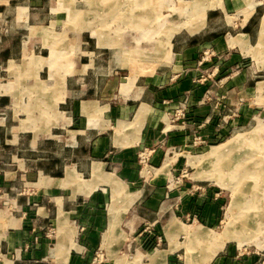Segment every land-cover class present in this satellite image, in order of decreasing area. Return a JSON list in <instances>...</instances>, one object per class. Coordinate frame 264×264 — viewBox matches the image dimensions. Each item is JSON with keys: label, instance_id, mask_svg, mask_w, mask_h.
Segmentation results:
<instances>
[{"label": "crops", "instance_id": "0c3cea01", "mask_svg": "<svg viewBox=\"0 0 264 264\" xmlns=\"http://www.w3.org/2000/svg\"><path fill=\"white\" fill-rule=\"evenodd\" d=\"M135 2L123 15L120 0H0V264H93L98 252L102 264H264L224 245L246 229L210 247L217 190L196 182L206 200L195 201L165 177L168 156L184 155L194 135L212 137L219 122L230 137L234 108L242 126L264 109V0ZM162 23L175 28L162 38L169 64L122 82L124 40L109 30L132 27L142 53ZM185 99L187 119L168 118ZM57 141L66 156L34 157ZM144 148H156L155 177L139 163Z\"/></svg>", "mask_w": 264, "mask_h": 264}, {"label": "rangeland", "instance_id": "374dc122", "mask_svg": "<svg viewBox=\"0 0 264 264\" xmlns=\"http://www.w3.org/2000/svg\"><path fill=\"white\" fill-rule=\"evenodd\" d=\"M59 1L61 3H76L80 0ZM120 2L122 7L126 9L122 12L123 15L129 14L128 9L131 5L134 6V3H136L135 0H120ZM192 7L193 5L191 4L190 8ZM193 13V11H189V17ZM198 16L200 18H204V11L198 13ZM59 29L62 28L60 27ZM174 29L175 28H172L171 26L163 25V23L158 27L151 28L153 38L156 41L153 42L151 47L150 44L146 46L145 43V48L148 49H144L142 53L135 52L136 48L138 47V43L133 39V36L137 35V31H135L132 27L112 28L109 30L111 32L117 31L116 35H119V37L124 40L120 44V53L121 56L124 57L119 59L121 68L119 69L118 75L116 77L120 79L122 78V82H128L129 79L131 80L138 76L152 74L161 66L169 64L167 59L163 58L161 53V47H164L167 44V40L163 41L162 38H170V36L175 33ZM141 54H145L144 57H140ZM211 55V51L209 49H205L200 60V67L203 68L206 65V70L201 72L199 78L206 83L208 82L209 78V68L207 64L210 63ZM189 77H191V75H189ZM90 82H96V76L90 78ZM105 93L106 94L103 102L106 104H111L114 102V100H116L114 99V94L116 95V90H114V88L106 91ZM185 104L187 107L189 106L188 103ZM170 114L171 112H169L168 115ZM234 114H236V116L233 115L234 118L232 120L233 134L225 141L204 145L195 144L193 138V142L189 143L187 152L184 155L168 156L169 159H167L166 163L170 169L165 172L166 185L168 186L167 188L170 190V192L173 193L176 190H180V192H186L193 199H195V201L200 198L202 200H206L204 196L200 195L202 190L201 188L197 189L200 191L192 188L191 185L197 184L196 182H201L203 185L211 186L217 190L220 193V197H218V206H220L221 209L220 211L222 214V219L220 225L217 228H213L208 231V240L210 241L209 243H211L210 247L219 250L220 248L217 247L213 239L215 237L222 240H224V237L230 238V234L227 233L228 230L230 231V227L235 226V232L246 229L243 235L233 233L232 236L234 238L232 241H227L224 243V245L226 244L227 247L229 246L237 250L248 249L249 251H255L260 254V257H262V261L264 262V109H261L257 112L255 111L254 114L250 116L251 118L247 124L243 126L235 122V120L240 115V111L234 108ZM48 115H46V117H48ZM186 119L187 117L184 120ZM110 125L113 126L114 123L113 125ZM110 132H112V129H110ZM236 136L240 137L236 138ZM63 145L64 144L57 141L55 144L48 146L51 148L50 151L44 150V153L39 151V153H36L38 156L34 157H39L46 160L50 157V160H52V158H63L66 156L63 153ZM213 147L219 149L220 153L212 158L209 154L211 152V148ZM226 153L230 155H225ZM228 156H231V163L229 160H226V158L228 159ZM30 157L33 156L30 155ZM218 159H220V161H218ZM226 161H228L229 164H227ZM44 162H46L44 163L46 166H51L49 165L51 163H47V161ZM174 162L177 163V165H173ZM179 163L182 164L181 167ZM245 163L249 164L245 166ZM141 166L144 168V173L149 172L153 177L159 174V171L153 172L151 170L150 166H153L151 162L148 164V166ZM48 172L53 174L58 173V171L54 168H49ZM202 184L201 186H203ZM248 227L250 229L253 228L251 229L252 231L257 230L258 228L259 231L257 233H251V231L248 232ZM241 242L242 244L240 245ZM201 243V246L207 248L206 242ZM201 248L197 251V254L202 252Z\"/></svg>", "mask_w": 264, "mask_h": 264}, {"label": "built area", "instance_id": "2783aa9c", "mask_svg": "<svg viewBox=\"0 0 264 264\" xmlns=\"http://www.w3.org/2000/svg\"><path fill=\"white\" fill-rule=\"evenodd\" d=\"M187 101V100H186ZM186 101H183L181 102L174 114H170L168 115V118H171L173 120H179V119H185L187 117V114H188V107L185 103H187ZM219 113V112H217ZM232 115H235L234 112ZM231 115V118H233V116ZM223 118V117H221ZM228 123V121H223V123ZM219 125H217V130L216 132L212 135V137H203L202 135L200 134H196L194 135V141H195V144H204V145H210V144H215V143H219V142H222V141H225L229 135H225V134H222L221 131H220V126L222 125L221 123L218 122ZM230 125V124H229ZM230 131H232V129H230ZM156 153V148H144L140 154H139V163L143 166H148V164L150 163V159H152V155ZM220 194H217V196H219ZM163 242V239L162 237H157V240L155 241V246L158 245L160 246ZM103 260H102V255L100 254V252H98L95 256V258L93 259V264H102ZM243 264V263H242Z\"/></svg>", "mask_w": 264, "mask_h": 264}, {"label": "bare ground", "instance_id": "6f19581e", "mask_svg": "<svg viewBox=\"0 0 264 264\" xmlns=\"http://www.w3.org/2000/svg\"><path fill=\"white\" fill-rule=\"evenodd\" d=\"M239 137H240V136H238V137L236 136V138H239ZM219 153H220V152H219V149L215 148V149L211 150V152H210L209 155H210V157L213 158L214 156H217ZM216 160H217V159H216ZM218 161H220V159H218ZM216 162H217V161H216ZM244 162H245V161H244ZM249 163H250V162H249ZM249 163H248V164H249ZM251 163H252V162H251ZM245 164H246V165H245ZM245 164H244L245 166L248 165L247 163H245ZM258 167H259V166H258ZM262 167H263V166H262ZM237 168H238V167H237ZM243 168H244V166H243ZM247 168H249V167H247ZM256 169H257V168H256ZM257 173H258V172H257ZM261 173H263V172H261ZM250 176H251V175H250ZM263 176H264V174H263ZM238 177H239V176H238ZM260 179H261V178H260ZM263 179H264V178H263ZM262 182H263V180H262ZM225 232H226V231H225ZM230 232H231V229H230V231H229V230L227 231L228 234H230ZM227 233H226V235H227ZM224 235H225V234H224Z\"/></svg>", "mask_w": 264, "mask_h": 264}]
</instances>
